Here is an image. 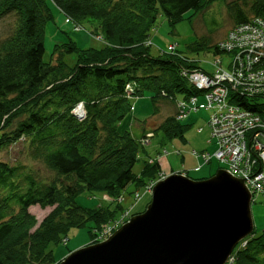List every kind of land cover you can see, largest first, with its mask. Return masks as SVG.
<instances>
[{
  "label": "trees",
  "instance_id": "1",
  "mask_svg": "<svg viewBox=\"0 0 264 264\" xmlns=\"http://www.w3.org/2000/svg\"><path fill=\"white\" fill-rule=\"evenodd\" d=\"M211 1L0 0V20H13L0 38V151L24 142L28 156L56 174L44 181L29 165L0 159V264H58L49 246L66 242L74 227H88V244L99 242L103 227L126 208L120 202L114 209L83 207L78 195L102 192L118 200L130 184L137 186L135 196L160 177L158 158L144 159L141 171H134L146 152L143 142L158 130L168 139H185L192 125L184 122L188 116L179 117L178 103L200 92L185 72L214 71L187 52H212L211 64L219 57L230 67L232 54L220 42L235 26L264 18V0H234L229 3L233 26L224 38L214 43L201 35L185 51L169 46L152 54L150 31L161 13L175 27L187 12L193 11L192 18ZM53 7L68 22L98 21L102 47L81 48L69 39L55 44L53 59L46 62L44 35ZM69 53L76 54L73 66L65 61ZM221 55H227L226 61ZM146 92L155 112L165 102L175 110L152 129L141 126L143 135L137 139L129 130L119 131L118 124L132 101ZM80 103L83 117L74 111ZM36 205L54 209L34 229L37 221L29 209ZM232 256V264H264V231L256 234L254 228Z\"/></svg>",
  "mask_w": 264,
  "mask_h": 264
},
{
  "label": "rangeland",
  "instance_id": "2",
  "mask_svg": "<svg viewBox=\"0 0 264 264\" xmlns=\"http://www.w3.org/2000/svg\"><path fill=\"white\" fill-rule=\"evenodd\" d=\"M232 1L234 0H212L206 8L192 18L190 17L193 11L187 12L184 19L178 22L175 27H171L167 18L161 13L157 25L150 31L149 41L152 45V54L158 55L161 50H167L169 46H174L178 51H185L187 50V46L201 35L210 36L214 43L224 38L233 26L229 8V3ZM52 11L54 18L46 24L44 35V60L46 62L53 59L55 44L66 42L69 39L76 41L81 48L102 47L104 42L98 21L85 20L82 23L75 24L72 21L68 22L64 13L58 8L53 7ZM12 21L11 18L0 20V38L9 33ZM187 55L199 60V63L206 70H214L211 62L215 56L212 52L202 51L199 54L187 52ZM221 57L226 61L227 55H221ZM65 61L69 66H73L76 63V54H66ZM224 66H227L225 62ZM174 110L172 102L171 104L165 102L155 112L151 101V94L150 92H146L144 96L135 98L132 101V109L118 124V129L121 132L129 130L134 137L140 139L143 135L141 126L146 129H152L153 125L162 122ZM209 117L210 111L207 109L192 111L188 115V118L184 120V122L192 125L186 132L185 139H168L162 131L158 130L154 136L149 137V141L143 142L146 152L141 153V158L135 165L134 171L139 173L143 166V160L152 157L160 159L163 172L161 174L164 177L174 172L188 173L189 177L194 179H206L213 176L222 165L214 158L210 162H206L203 156V153L212 155L217 149L216 139L212 136L208 124ZM194 152L200 155L197 156ZM0 159L8 161L11 164L22 163L27 166L29 165L44 181H48L56 176L55 172L50 170L41 161L33 160L28 156L27 145L24 142H19L8 149L1 150ZM196 166L198 167L194 168ZM202 167L203 169L200 172L194 171L200 170ZM161 179L158 178L155 181L157 182ZM136 190L137 186L133 183L130 184L123 191L122 198L118 200L102 192L89 193L88 191H84L78 195L77 203L87 208L111 207V209H114L119 202L124 208L132 205L134 208V214L130 215L132 217L136 213L143 212L151 201V193L145 192L144 189L137 191L139 192V196L135 199L137 192L135 196L133 195ZM254 199L252 196L251 208L255 233L259 234L264 231V197H255ZM53 209L54 207L41 208L38 205L30 207L29 210L37 221L34 229L40 225ZM118 214L119 211L117 212ZM90 241L88 227H74L69 231L66 242L52 243L49 249L53 251L57 261H60L70 252L88 245Z\"/></svg>",
  "mask_w": 264,
  "mask_h": 264
},
{
  "label": "water",
  "instance_id": "3",
  "mask_svg": "<svg viewBox=\"0 0 264 264\" xmlns=\"http://www.w3.org/2000/svg\"><path fill=\"white\" fill-rule=\"evenodd\" d=\"M251 205L245 180L224 168L206 179L174 172L156 182L143 212L58 264H226L254 231Z\"/></svg>",
  "mask_w": 264,
  "mask_h": 264
},
{
  "label": "built area",
  "instance_id": "4",
  "mask_svg": "<svg viewBox=\"0 0 264 264\" xmlns=\"http://www.w3.org/2000/svg\"><path fill=\"white\" fill-rule=\"evenodd\" d=\"M219 45L232 54L230 67L224 66L218 57L212 63L213 72H185L200 92L179 101V117L184 119L199 109L210 111L208 124L217 149L212 155L203 153L206 162L214 158L221 168L243 178L255 200L264 197V18L256 17L235 26ZM241 97L251 103L250 107L243 106ZM74 111L83 117V104H78ZM163 177L161 174L159 178ZM155 182H149L144 191L152 193ZM132 209L126 208L105 225L97 240H106L126 223ZM232 263L231 255L227 264Z\"/></svg>",
  "mask_w": 264,
  "mask_h": 264
},
{
  "label": "crops",
  "instance_id": "5",
  "mask_svg": "<svg viewBox=\"0 0 264 264\" xmlns=\"http://www.w3.org/2000/svg\"><path fill=\"white\" fill-rule=\"evenodd\" d=\"M197 159H199V157H197ZM158 160H160V159H158ZM159 162H160V161H159ZM197 167H198V166H196V167H194V168H197ZM194 168H193V169H194ZM202 169H203V167H202L200 170L197 169V170H194V171L200 172ZM188 171H189V170H188ZM162 173H163V172H162ZM180 173H185V172H180Z\"/></svg>",
  "mask_w": 264,
  "mask_h": 264
},
{
  "label": "bare ground",
  "instance_id": "6",
  "mask_svg": "<svg viewBox=\"0 0 264 264\" xmlns=\"http://www.w3.org/2000/svg\"><path fill=\"white\" fill-rule=\"evenodd\" d=\"M77 111H81V109H78Z\"/></svg>",
  "mask_w": 264,
  "mask_h": 264
}]
</instances>
